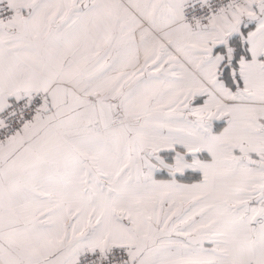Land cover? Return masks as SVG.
I'll use <instances>...</instances> for the list:
<instances>
[{
  "label": "snow or ice",
  "instance_id": "snow-or-ice-1",
  "mask_svg": "<svg viewBox=\"0 0 264 264\" xmlns=\"http://www.w3.org/2000/svg\"><path fill=\"white\" fill-rule=\"evenodd\" d=\"M0 264H264V0H0Z\"/></svg>",
  "mask_w": 264,
  "mask_h": 264
}]
</instances>
